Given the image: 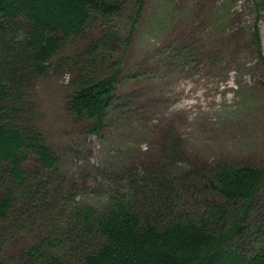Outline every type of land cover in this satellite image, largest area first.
I'll use <instances>...</instances> for the list:
<instances>
[{"label":"trees","instance_id":"16d2710c","mask_svg":"<svg viewBox=\"0 0 264 264\" xmlns=\"http://www.w3.org/2000/svg\"><path fill=\"white\" fill-rule=\"evenodd\" d=\"M254 3L264 11V0ZM146 4L0 0V264H264L263 195L256 200L264 167L225 163L170 176L134 166L112 176L110 194L89 199L69 185L35 120V78L76 37L79 47L59 60L73 74L68 107L103 133ZM251 38L258 44V29ZM190 40L173 47L180 63L192 60ZM208 191L222 202L206 200Z\"/></svg>","mask_w":264,"mask_h":264},{"label":"rangeland","instance_id":"374dc122","mask_svg":"<svg viewBox=\"0 0 264 264\" xmlns=\"http://www.w3.org/2000/svg\"><path fill=\"white\" fill-rule=\"evenodd\" d=\"M188 38L194 55L180 63L173 47ZM75 39L35 78L31 93L35 120L81 197L110 194L112 176L134 166L142 174L153 165L170 176L213 172L225 163L264 167V61L256 50L264 56V11L254 0H147L124 56L119 104L100 134L68 107L73 74L59 60L79 47ZM262 195L264 183L256 200ZM182 201L194 205L188 192Z\"/></svg>","mask_w":264,"mask_h":264}]
</instances>
